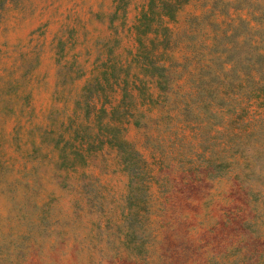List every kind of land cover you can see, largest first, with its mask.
<instances>
[{
    "label": "rangeland",
    "instance_id": "1",
    "mask_svg": "<svg viewBox=\"0 0 264 264\" xmlns=\"http://www.w3.org/2000/svg\"><path fill=\"white\" fill-rule=\"evenodd\" d=\"M147 4L0 0V264H264V0L148 12L162 76Z\"/></svg>",
    "mask_w": 264,
    "mask_h": 264
},
{
    "label": "trees",
    "instance_id": "2",
    "mask_svg": "<svg viewBox=\"0 0 264 264\" xmlns=\"http://www.w3.org/2000/svg\"><path fill=\"white\" fill-rule=\"evenodd\" d=\"M186 2V0H148V4H147V10L146 8L144 10H142V12H140V15L137 18V23L135 24V32L137 34V39L139 41V45L140 48H142L141 51V56H142V63H141V67L143 70H145V72L154 74L156 73L158 76H162V72H159V70L161 69L158 66L154 65V60L151 58L152 56H150V54L154 53H150L151 52V48L154 47V39L153 37L150 38L148 40V42L150 43L149 47H146L145 44L140 40V35L145 34L146 32H148L147 30V23L146 21L148 20V12L153 13L154 11H157L158 17L156 19V23L157 26H160V22L162 21L163 17H167L168 19H172V17L174 16V14L176 13V11L179 9V7L184 4ZM166 31L167 28L163 27L161 28V37L157 40V42H159L158 44H161L162 47H166L167 42L165 40L166 37ZM154 35H156L158 33V27L156 28H151V31ZM149 64V68L148 65ZM157 85L159 87H163L161 82L159 80H157Z\"/></svg>",
    "mask_w": 264,
    "mask_h": 264
}]
</instances>
